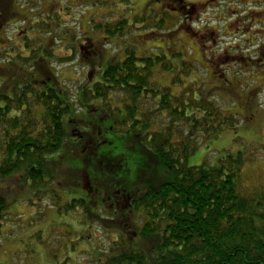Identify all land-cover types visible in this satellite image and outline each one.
<instances>
[{
    "label": "trees",
    "instance_id": "trees-1",
    "mask_svg": "<svg viewBox=\"0 0 264 264\" xmlns=\"http://www.w3.org/2000/svg\"><path fill=\"white\" fill-rule=\"evenodd\" d=\"M36 2L24 6L35 8ZM169 16L151 12L130 24L122 14L115 21L101 20L104 28L95 29L122 37L151 20L157 35L173 21ZM38 23L35 20L33 26ZM25 42L29 55L16 59H37L31 66L44 74L39 83L31 82L19 79L22 70H18L8 91L0 86V238L5 223L13 222L11 207L19 202L12 199L13 185L34 207L39 204L35 201L48 196L57 209L68 213L76 209L84 217L98 215L109 205L107 213L115 219L105 225L118 226L124 219L122 227L107 233L115 239L103 240L100 250H94L97 256L88 253L94 258L88 264H264V169H249L258 160L255 149L251 155L246 147L239 153L227 150L214 166L188 164L203 140L224 128L240 127L237 111L221 112L211 89L189 83L190 74L198 71L194 63L163 47L152 48L155 52L145 56L127 45L118 62L110 60L99 68L81 64L96 77L85 83L74 81L77 91L70 95L68 88L54 84L47 75L52 53L31 40ZM72 46L78 50L75 41ZM8 57L9 51L0 50L4 67ZM14 60L6 68L26 69ZM119 135L130 137L133 161L144 159L133 176L132 171L120 173L128 156L102 151L103 146L113 148L112 137ZM74 189L99 193L89 197L95 214L86 205L87 197L72 194ZM61 200L66 201L62 206ZM73 255L69 253L61 264H76Z\"/></svg>",
    "mask_w": 264,
    "mask_h": 264
},
{
    "label": "rangeland",
    "instance_id": "rangeland-1",
    "mask_svg": "<svg viewBox=\"0 0 264 264\" xmlns=\"http://www.w3.org/2000/svg\"><path fill=\"white\" fill-rule=\"evenodd\" d=\"M29 1L18 4L15 0H0V50L9 51L11 55L3 59L6 67L11 59L29 55L24 43L26 39L31 40L33 45H42L53 55L47 68L51 82H61V87L68 88L72 95L78 86L74 81L85 83L96 77L95 72H90L91 69L81 64L99 68L110 60L118 62L124 58L122 48L127 45L135 47L140 55L145 56L155 52L152 48L162 47L168 49L170 54L179 53L184 60L194 63L198 70L190 74L189 83L202 84L211 89L221 112L237 111L240 118L237 131L224 128L203 140L200 148L189 158V166H199L204 162L214 166L225 157L227 150L239 153L246 147L249 155L250 150L255 149L254 156L258 159L249 169H264V50L257 53L264 46V0H184L188 4L187 17L183 16L186 11L177 9L180 12H175L178 7L176 0H100L101 5L98 0H37L35 8L30 5L25 7L24 4ZM151 12L170 15L173 21L159 29L161 32L157 35H154L156 25L153 26L151 20L122 37H110L104 29H95L98 25L104 28L101 20L115 21L124 14L131 24L133 18L146 17ZM35 20L39 22L36 28L33 26ZM54 31L56 36H45ZM74 41L76 49L81 51L73 50ZM20 50L23 52L17 55ZM68 56H72V63H59L60 57ZM36 60H14L16 65L23 63L24 70L18 67L8 69L0 63V69H3L0 70L3 74L1 78L6 80L0 82V86H6L8 91L14 81L13 76H16L12 74L19 73L18 70H22L19 79L25 77L39 83L44 73L39 67L32 68L31 64L34 65ZM226 84L230 88H225ZM110 137L105 136L109 140ZM129 138L127 135L114 136L113 148L103 146L102 151H111L115 156H128L125 171L120 173L125 175L132 171L133 176L144 164V159L140 157L138 162L133 161L135 152L129 146ZM95 160H98V156ZM10 187L12 199L16 197L19 202L15 200V205L10 209L13 222L5 223L1 229L0 264H51V261L61 264L69 253L74 252L76 264L91 263L94 258L88 253L94 254L96 248L100 250L98 246L103 240L107 243L115 239L107 233L117 231L124 222L123 219L118 226L104 224L115 219L109 214V208H112L109 205L105 209L101 207L98 215L90 217H84L76 209L71 213L64 208L57 209L48 196L42 201H35L39 204L34 207L25 199L26 193L22 196L20 194L23 192L13 185ZM58 187L65 189L61 184ZM139 187L143 188L141 184ZM78 190H72V194L79 198L87 197L86 205L95 214L89 205V197L94 198L99 193L95 190ZM61 194L60 197H65L64 191ZM67 196L70 194L67 193ZM61 202V206L66 203L65 200ZM74 233H77L78 239H74ZM127 240L130 242L133 238Z\"/></svg>",
    "mask_w": 264,
    "mask_h": 264
},
{
    "label": "flooded vegetation",
    "instance_id": "flooded-vegetation-1",
    "mask_svg": "<svg viewBox=\"0 0 264 264\" xmlns=\"http://www.w3.org/2000/svg\"><path fill=\"white\" fill-rule=\"evenodd\" d=\"M210 2V1H209ZM176 4H177V8L175 9L177 12H180V11H186L185 12V15L184 16H186V14H187V11H188V9H187V6H188V4H187V2L186 1H184V0H176ZM190 5H192V6H194V5H197V4H191L190 3ZM202 5H204V4H202ZM205 6V5H204ZM180 10V11H178V10ZM245 29H248L247 28V26H245ZM250 39H247V41H249ZM263 50H264V46H262V48L257 52L258 54H260V53H262L263 52Z\"/></svg>",
    "mask_w": 264,
    "mask_h": 264
}]
</instances>
